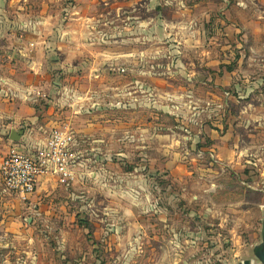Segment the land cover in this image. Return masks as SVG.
Segmentation results:
<instances>
[{
    "label": "rangeland",
    "instance_id": "1",
    "mask_svg": "<svg viewBox=\"0 0 264 264\" xmlns=\"http://www.w3.org/2000/svg\"><path fill=\"white\" fill-rule=\"evenodd\" d=\"M9 1L51 119L18 143L59 129L78 159L10 196L0 264H264V2Z\"/></svg>",
    "mask_w": 264,
    "mask_h": 264
},
{
    "label": "crops",
    "instance_id": "2",
    "mask_svg": "<svg viewBox=\"0 0 264 264\" xmlns=\"http://www.w3.org/2000/svg\"><path fill=\"white\" fill-rule=\"evenodd\" d=\"M262 1L264 2V0ZM13 2L15 1H9V4L7 5L9 9L13 4L17 6V3ZM1 4H3L2 0H0V5ZM12 9L15 10H9L8 14L3 16V18L6 17L7 19L5 36L9 41L14 39L15 42L10 45L5 38V42L0 45V169L3 157L15 144V141H12L11 139V132L13 130H18L24 127V125H31V127L25 131L26 135L24 134V136L29 137L30 131L33 132L35 130V133H40L38 131V125H40V122H46V126H49L50 122L47 123V121L51 120L49 117L46 118L49 113L43 111L42 117L40 118L42 112L37 113L36 107L33 104L34 102L29 101L27 98L28 89L25 73L31 70L37 71L39 64L35 60V55H32L30 58L27 57V49L24 46L26 42L24 36H26V34L21 32L16 33L17 28L20 26L19 22L22 23L24 17L21 12L16 10V7H12ZM146 24L148 34L147 39L149 40L150 25L153 23H150V19H148ZM1 34H3V32H1L0 35ZM41 38L42 40H45L47 37L40 36V40ZM42 126L44 127V125H41L40 127ZM47 136L48 135H43L41 140L45 139ZM22 140L23 139L21 138L20 142H22ZM53 178L55 177H42L38 189L33 195L37 196L39 190H42L43 188L48 189L52 184L50 182ZM35 196L33 198H35ZM10 209V195L3 190L0 175V212L3 213L4 216H8L12 213V210ZM9 223L10 222H7L3 218L0 220V228H8Z\"/></svg>",
    "mask_w": 264,
    "mask_h": 264
},
{
    "label": "built area",
    "instance_id": "3",
    "mask_svg": "<svg viewBox=\"0 0 264 264\" xmlns=\"http://www.w3.org/2000/svg\"><path fill=\"white\" fill-rule=\"evenodd\" d=\"M75 145L74 135L59 129L31 146L15 142L2 160L3 190L26 202L37 191L42 177H55L62 184L70 185L76 177Z\"/></svg>",
    "mask_w": 264,
    "mask_h": 264
},
{
    "label": "water",
    "instance_id": "4",
    "mask_svg": "<svg viewBox=\"0 0 264 264\" xmlns=\"http://www.w3.org/2000/svg\"><path fill=\"white\" fill-rule=\"evenodd\" d=\"M25 131L24 130H13L11 132V139L15 142H18L23 137ZM256 255L259 257V259L264 263V242L262 245L258 246L255 249ZM245 264H250V261H245Z\"/></svg>",
    "mask_w": 264,
    "mask_h": 264
}]
</instances>
